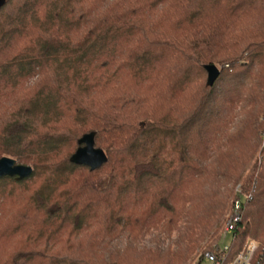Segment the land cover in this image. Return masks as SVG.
Masks as SVG:
<instances>
[{
  "label": "trees",
  "instance_id": "1",
  "mask_svg": "<svg viewBox=\"0 0 264 264\" xmlns=\"http://www.w3.org/2000/svg\"><path fill=\"white\" fill-rule=\"evenodd\" d=\"M263 129L264 0H7L0 159L34 172L0 180V264L193 263L238 184L258 237Z\"/></svg>",
  "mask_w": 264,
  "mask_h": 264
},
{
  "label": "built area",
  "instance_id": "2",
  "mask_svg": "<svg viewBox=\"0 0 264 264\" xmlns=\"http://www.w3.org/2000/svg\"><path fill=\"white\" fill-rule=\"evenodd\" d=\"M262 139L264 143V129ZM251 199L252 194L239 184L218 240L192 264H264V231L258 237L249 236L240 241L246 205ZM228 236H232L233 241L230 245L222 246V241Z\"/></svg>",
  "mask_w": 264,
  "mask_h": 264
},
{
  "label": "water",
  "instance_id": "3",
  "mask_svg": "<svg viewBox=\"0 0 264 264\" xmlns=\"http://www.w3.org/2000/svg\"><path fill=\"white\" fill-rule=\"evenodd\" d=\"M7 0H0V10L5 6ZM208 75L207 86L212 87L221 76V70L214 66H206ZM95 133L84 136L80 141V148L71 158V163L84 166L92 171L99 170L107 162L108 157L102 149L95 147ZM32 167L18 165L14 159L4 157L0 159V180L5 178H16L18 182L30 179L33 176Z\"/></svg>",
  "mask_w": 264,
  "mask_h": 264
},
{
  "label": "rangeland",
  "instance_id": "4",
  "mask_svg": "<svg viewBox=\"0 0 264 264\" xmlns=\"http://www.w3.org/2000/svg\"><path fill=\"white\" fill-rule=\"evenodd\" d=\"M218 68H219L220 70H222L221 67H218ZM262 146L264 147V143H262ZM261 160H262V158L260 159V162H261ZM238 185H239V184H238ZM238 185H236V187H237ZM236 187H234L233 195H235ZM233 199H234V198L232 197L231 200H230V205H229L228 212L225 214L224 218L222 219V222H221V225H220V229H219V232H218L217 236H216L211 242H208L209 245L206 246L207 249H208V247L210 248L213 244H215V242L218 240V238H219V236H220V233H221V231H222L223 228H224L225 220H226L227 216H228L229 213H230V209H231V205H232ZM241 240H242V237H241L240 241H241ZM232 241H233V237H232V236H228L225 240L222 241L221 245H222V246L230 245ZM203 252H204V250H202L200 253H203ZM199 255H200V254H199ZM188 264H192V263L190 262V263H188Z\"/></svg>",
  "mask_w": 264,
  "mask_h": 264
}]
</instances>
